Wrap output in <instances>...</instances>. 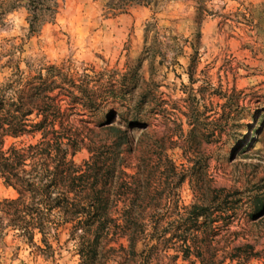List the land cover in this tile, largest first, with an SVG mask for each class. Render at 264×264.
<instances>
[{
	"label": "rangeland",
	"instance_id": "rangeland-1",
	"mask_svg": "<svg viewBox=\"0 0 264 264\" xmlns=\"http://www.w3.org/2000/svg\"><path fill=\"white\" fill-rule=\"evenodd\" d=\"M108 1L0 0V87L40 77L69 90L79 87L85 105H76L72 120L96 147L113 142L111 128L125 129L134 117L149 125L144 142L123 154V170L136 175L148 159L157 166L160 158L151 157L150 148L159 140L178 174L168 180L173 195L155 211L143 188L134 187L128 197L129 205L148 209L140 218L147 233L151 221L192 227L181 217L194 206L222 217L207 243L203 233L191 238L188 259L173 241L150 264H264V0H157L125 11L108 7ZM62 98L57 104L65 110ZM144 129L132 131L134 143ZM39 139L7 138L5 146ZM90 157L83 147L73 160L82 166ZM180 175L188 177L182 185ZM163 176V169L140 176V185L148 184L153 194ZM16 197L0 179V201ZM123 205L119 201L116 211ZM71 228L60 227L57 236L53 231L44 244L38 233L30 241L7 227L0 264H81V232L73 238ZM235 253L240 262L229 259Z\"/></svg>",
	"mask_w": 264,
	"mask_h": 264
},
{
	"label": "trees",
	"instance_id": "trees-1",
	"mask_svg": "<svg viewBox=\"0 0 264 264\" xmlns=\"http://www.w3.org/2000/svg\"><path fill=\"white\" fill-rule=\"evenodd\" d=\"M152 4L157 5V0H109L107 6L125 11ZM17 84L7 83L0 87V179L17 193L14 199L0 201V240L5 229L10 227L20 230L30 241L38 233L47 244L53 231L57 236L60 227L72 224L73 238L81 232L77 245L81 264H150L159 249L168 250L173 241L182 244L176 252H183L184 258L188 259L191 238H198L196 234L203 233V241L207 243L208 238L214 236L212 226L222 217L214 216L208 207L194 206L186 217H181L185 223L193 225L188 229H182L178 221L167 226L151 221L152 231L147 233V226L142 225L140 218H144L148 209L127 203L134 187L143 188L144 201H148V208L155 211L157 204L173 195L168 180L170 174H178L168 156L164 159V147L159 140H155L150 148L151 157L157 155L160 158L157 166L151 167L148 159L138 165L136 175L123 170V154L132 152L147 135L149 125L144 120L134 117L125 129L111 128L113 142L98 143L96 147L91 140L86 143V137L72 120L78 115L76 105H85V92L79 87L72 85L73 90L66 89L52 77ZM56 89L61 90L60 94L52 96ZM61 96L64 98L60 101L68 105L65 110L57 104ZM196 114L192 111L194 126L200 123ZM33 116L35 118L31 119ZM138 127L145 129L134 143L131 133ZM37 134L40 139L35 143L5 146L7 138ZM83 147H87L91 157L79 166L73 158ZM155 147L161 152L155 151ZM160 169L165 178L152 194L146 187L148 184L140 185V176L152 177ZM187 178L180 175L177 184L182 185ZM219 198L216 195L214 202ZM119 201L124 205L116 211ZM225 210L222 213L228 214L229 209ZM200 219L203 222L200 223ZM114 243L119 246H112ZM140 243H143L141 251L138 250ZM197 249L201 250L199 246ZM241 249L238 247L236 252ZM178 258V255L171 257L173 260ZM229 259L240 262L241 256L235 253Z\"/></svg>",
	"mask_w": 264,
	"mask_h": 264
}]
</instances>
